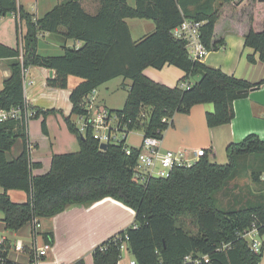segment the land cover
<instances>
[{"label":"trees","instance_id":"obj_1","mask_svg":"<svg viewBox=\"0 0 264 264\" xmlns=\"http://www.w3.org/2000/svg\"><path fill=\"white\" fill-rule=\"evenodd\" d=\"M81 1H64L37 18L16 0H0V19L17 17V34L20 23L26 27L16 49L0 44V60L6 61L10 70L0 91V110L26 105L23 71L30 67L54 71L55 77L47 82L52 88L67 89L69 77L81 80L70 95L72 116L79 118L88 117L87 97L93 91L122 78L131 81L125 105L108 111L110 119L117 120L110 132L125 136L122 141L107 143L102 151L91 128L82 134L71 117H65L68 130L78 139L79 152L54 155L49 172L34 176L39 164L32 162L29 152V123L12 120L0 124V212L6 229L19 231L36 219L56 217L70 205L89 206L111 198L131 208L135 222L93 250L94 264H119L124 245L138 264H195L187 262V257L200 260L199 264H261L264 242L262 251L255 253L243 236L253 228L264 236V197L246 200L227 211L220 209L215 199V194L236 178L240 164L252 160L258 163L251 172L252 182L264 186V141L257 134L230 144L224 165L212 163L206 155L192 167L175 168L168 179L153 178L145 185L135 181L133 174L139 150L129 147L126 140L133 131L162 140L174 125V117L189 115L197 105H214V112L206 115L209 128L234 120V102L260 89L264 80L251 84L192 61L186 42L175 39L172 32L185 20L204 22L201 41L208 52L219 51L227 35L237 34L264 64V0H136L135 7L128 0H97L99 9L94 15L84 10ZM128 19L149 20L155 30L134 41ZM44 33L65 43L62 55L38 54ZM68 41L82 45L70 48ZM248 61L256 63L252 55ZM166 66L185 74L174 88L144 74L147 68ZM195 76H200V81L190 85L187 81ZM184 83L188 88L181 87ZM29 107L36 110L35 118L44 117L42 130L47 134L46 117L58 111ZM18 140L23 142V152L10 161L8 154ZM127 148L132 149L131 155L126 154ZM11 190L27 193L28 200L14 203L8 195ZM183 216L195 218L196 234L179 224ZM45 238L48 245L53 244V234ZM8 251L5 244L0 264H16L8 258Z\"/></svg>","mask_w":264,"mask_h":264},{"label":"crops","instance_id":"obj_2","mask_svg":"<svg viewBox=\"0 0 264 264\" xmlns=\"http://www.w3.org/2000/svg\"><path fill=\"white\" fill-rule=\"evenodd\" d=\"M25 1L27 3H24ZM30 1L32 0H20L19 5H22L28 11L26 5H29ZM34 1L36 6L30 5L32 10L30 13L35 14L37 18H41L56 5L67 0L45 2L40 14L38 0ZM81 3L84 10L89 14L94 15L98 12L99 2L97 0H82ZM3 21L4 23L1 26L7 24V29L6 34L0 30V44L16 49L19 40L16 28L17 17L2 18L0 24ZM126 22L134 41H139L148 35H142L136 40L129 19ZM23 27V24L20 23L19 28L22 37L24 34ZM154 30L155 25L152 27V32ZM49 36L51 37L48 33L41 34L39 40ZM57 39L61 41L58 36ZM13 41H15L16 46ZM225 42L226 44L219 51L209 52L203 63L221 69L224 73L251 84L263 81L264 64L259 60V54L250 48H246L243 36L229 34L226 36ZM72 43L76 47L82 45L79 42L75 44L74 41H71ZM251 55L256 59L255 64L248 61V56ZM44 56L50 57L54 54ZM2 62L7 64L6 61ZM3 70L5 77H9V68ZM27 72L28 75L25 81L27 103L35 109L58 111L57 114L46 117L47 134L42 130L43 116L32 119L28 124L30 141L37 145L31 153V160L39 164L33 170V175L39 176L49 172L54 155L76 153L80 150L78 139L76 135L68 130L64 118L71 117L73 121L70 95L72 90L81 83V80L75 81L74 77H69L68 88L57 89L49 87L47 84L48 80L55 77L56 73L54 71L41 67H30ZM51 72L53 73L52 77ZM144 74L152 81L171 88L176 87L185 76L182 70L174 66H166L161 70L150 67L144 71ZM200 79V76H195L187 82L194 85ZM111 82L103 86L108 89L107 86ZM121 84L130 87L131 81H122ZM102 87L97 90L96 106L107 110L121 109L120 106H112L110 96L101 92ZM123 101L126 102V100ZM234 110L236 114L234 120L230 124L216 128H209L206 123V115L214 112L213 104L197 105L189 115L177 114L173 119L174 125L164 133L161 141L162 150L175 152L184 150L190 156H193L197 151L204 149L207 151L212 163L224 165L226 160L228 162L226 151L230 144L239 143L250 134H257L264 141V86L251 91L246 98L235 101ZM114 121L116 124L113 127ZM116 125V118H112L110 127L115 129ZM139 147L140 145L132 148L138 149ZM23 149V142L18 140L8 154V159L11 161L19 157ZM262 181L264 182V174ZM2 193L3 189L0 187V195ZM8 195L14 203H25L29 197L27 193L18 190L9 191ZM134 222L135 212L131 208L111 198H106L89 206L70 205L56 217L43 219L42 227L39 230L35 229L34 223L26 225L19 231L7 230L4 224V215L0 212V239L6 240L9 247L8 258L16 264H29L37 249L48 245L49 237L45 238V236L50 234H53V244L50 245L51 250L41 264H75L81 260L84 264H94L93 250L112 236L133 226ZM18 246H23V250L18 251ZM124 249H127V245H124ZM127 253L128 258H121L119 264H130L133 257L128 249Z\"/></svg>","mask_w":264,"mask_h":264},{"label":"built area","instance_id":"obj_3","mask_svg":"<svg viewBox=\"0 0 264 264\" xmlns=\"http://www.w3.org/2000/svg\"><path fill=\"white\" fill-rule=\"evenodd\" d=\"M19 4L20 0H16ZM204 22H198L195 20H185L182 25L175 28L172 32L173 37L178 40L186 42L187 50L189 51L192 61L203 62L208 55V50L205 48L201 41V28ZM2 60H0V91L3 89V82L5 80L4 70L1 68ZM28 70H24V90L25 81L28 75ZM188 83L181 85L182 88H188ZM97 102V90L93 91L87 97V110L89 115L86 118H81L83 123L80 127V132L85 133L87 128L93 130L95 139L99 140L101 145L107 144L115 140L114 132H110V113L106 108H98ZM30 105L26 103L23 107H13L9 110H0V124L9 121H25L29 123L37 115L36 110L31 109ZM165 121V120H164ZM161 141L158 138L145 137L143 138L139 150L138 159L133 170L134 179L140 184L145 185L151 179H168L170 178L173 170L180 167H192L201 157L208 155L207 151L202 149L197 151L193 156H190L187 151H164L161 148ZM35 149V145L30 141L29 152L30 156ZM132 149L127 148L126 154L131 155ZM34 227L36 230L41 229L42 220L36 219L34 221ZM250 243L251 249L255 253L262 251L263 242L260 240L259 233L256 228L248 231L243 236ZM6 244L5 239H0V250H4ZM18 251L23 250V246L17 247ZM51 250L50 245H46L43 248L37 249L33 255L29 264H41L42 260L48 256ZM208 263V258H204ZM187 262L199 264L200 260H192L186 258ZM130 264H138L136 260L132 259Z\"/></svg>","mask_w":264,"mask_h":264},{"label":"rangeland","instance_id":"obj_4","mask_svg":"<svg viewBox=\"0 0 264 264\" xmlns=\"http://www.w3.org/2000/svg\"><path fill=\"white\" fill-rule=\"evenodd\" d=\"M51 1H56V0H38L39 4V14L41 13V10H43V7L45 5V2H51ZM33 2V3H32ZM24 3H27L25 1ZM31 3V4H30ZM29 5H26L28 8V11L31 12V6L34 5L36 6V2L34 0L30 1ZM128 3L130 6L135 7L136 5V0H128ZM4 23V21L0 24V26ZM129 24L132 29L133 36L136 40L140 38L142 35L149 34L152 32V27L154 25L153 22L149 20H143V19H129ZM5 25V26H4ZM3 26L0 27V30L6 34V29H7V24H4ZM23 32L24 34L26 33V27L24 25L23 27ZM23 34V36H24ZM18 39L22 40V35L20 34V28L18 31ZM21 43V41H20ZM68 46L67 47H74L73 43L71 44V41H68ZM66 43V44H67ZM13 44L16 43L13 41ZM39 49L38 53L40 55H46V54H54L55 55H62L63 54V48L62 46L65 45L63 41H60L57 39V36L51 35V37H47L45 39H40L39 42ZM8 63L5 64V62H2L1 68L2 69H7ZM75 81H79V78L74 77ZM124 81L122 78H118L116 80H113L107 87L103 86L100 90L103 94H106L107 96H110L111 104L112 106H120L119 108H122L124 106L123 100H126V97L128 95L129 91V86H123L121 83ZM130 81V80H127ZM116 108V107H115ZM118 108V107H117ZM53 116V114H51ZM49 115V116H51ZM48 116V117H49ZM40 118V117H39ZM36 119V118H35ZM73 122L80 128L82 124V120L74 116L73 117ZM116 122L114 121L112 126ZM125 134L122 132H115L114 137L115 140L114 142H119L122 141L124 138ZM143 139V134L139 131H133L128 134V138L126 140V144L129 147H138ZM225 160V156H224ZM227 163V160L225 164ZM240 170L237 172L236 178L228 181L226 184L225 188L215 194V199L218 207L222 210H231L236 207H239L240 203H244L246 200H251L255 202L258 200L260 196L264 197V186L260 185H255L252 182L251 179V172L254 169L253 167H256L258 163L254 160L249 161L247 163H242L240 164ZM251 165L252 167H249ZM186 231H188L191 234H196L197 233V222L194 217L192 216H183L180 218V223ZM260 240L264 242V236L260 237ZM250 241V239H249ZM123 259L128 258V253L127 249L123 250L122 254ZM261 264H264V255L262 258Z\"/></svg>","mask_w":264,"mask_h":264},{"label":"water","instance_id":"obj_5","mask_svg":"<svg viewBox=\"0 0 264 264\" xmlns=\"http://www.w3.org/2000/svg\"><path fill=\"white\" fill-rule=\"evenodd\" d=\"M74 43L76 44V42H74ZM52 75H53V73L51 72V77H52ZM100 148H101L102 151L106 150V148H107V144H102V145L100 146Z\"/></svg>","mask_w":264,"mask_h":264}]
</instances>
